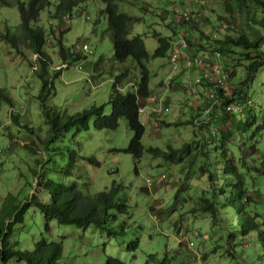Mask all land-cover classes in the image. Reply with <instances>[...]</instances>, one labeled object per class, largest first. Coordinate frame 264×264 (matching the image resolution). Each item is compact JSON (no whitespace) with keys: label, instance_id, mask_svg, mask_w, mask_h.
<instances>
[{"label":"rangeland","instance_id":"rangeland-1","mask_svg":"<svg viewBox=\"0 0 264 264\" xmlns=\"http://www.w3.org/2000/svg\"><path fill=\"white\" fill-rule=\"evenodd\" d=\"M27 2L0 0V217L3 209L24 202L38 199L48 203L54 191L61 192L72 185L81 193L93 195L109 190L114 184L120 187L118 196L125 200L127 210L125 214L114 211L115 221H107L117 232L123 226V235L108 237L93 225L84 228L59 225L54 219L47 222L31 205L24 213L23 222L13 224L8 243L15 244V249L33 251L39 239L60 242L59 264H103L106 257L117 258L122 264H264L263 184L260 195L254 194L255 203L249 208L258 217L257 223L261 222V239L248 233L241 241L237 238L226 241L232 214L229 217L228 211L223 215L219 210L216 218L211 219L198 206L200 196H211L207 175L199 174L203 164L200 150L193 152L194 159L189 156L176 164L152 159L147 153L135 161L130 154L122 152L132 137L124 120L119 121L116 130L94 129L90 120L88 130L76 133L70 128L51 141L38 99L41 66L19 27L17 5ZM55 5L56 2L50 1L40 12L38 22L30 25L40 27L46 37L42 53L50 60L46 77L51 89L45 105L64 117L104 104L108 115L114 79L123 74L121 91H133L140 68L131 58L124 62L114 59L108 20L100 13L104 8L100 0L78 3L73 12L80 16L65 24L62 16L52 18ZM117 5L119 12L139 20L132 23L129 34L142 37L150 56L143 63L151 95L170 71V51L164 58H151L157 47L151 33L170 36L167 23L173 12L193 9L201 14V24L191 28L187 36L195 37L192 48L198 54L211 44L217 45L215 40L222 41L226 35L244 32L251 36L245 18L228 14L219 0H117ZM5 36L16 39V48ZM60 36L66 49L80 55L78 61L63 62L58 57L56 41ZM221 57L226 72L235 74L228 79L225 89L231 94L245 77L246 63L236 50ZM62 65L66 68L56 71V66ZM196 75L197 71H191L175 80L163 101V106L169 109L167 113L160 117L146 113L140 117L145 129L141 139L144 148H180L194 139L195 128L191 123L201 108L197 107L198 99L188 91V85ZM248 86L241 101L245 102V109H252L258 117L260 109H264V67ZM232 116L244 117L240 113ZM219 119L211 117L210 124L200 127V131L205 132L208 142L207 169H212L209 164L214 157L218 162L217 186L220 187L223 159L218 141L216 152L212 149V139L220 138ZM245 134L248 136V131ZM238 137V134L233 136L235 147L227 143V150L237 151L241 147ZM259 138L255 143L264 152V133ZM231 222L235 224L234 220ZM8 264L24 263L12 260Z\"/></svg>","mask_w":264,"mask_h":264},{"label":"trees","instance_id":"trees-1","mask_svg":"<svg viewBox=\"0 0 264 264\" xmlns=\"http://www.w3.org/2000/svg\"><path fill=\"white\" fill-rule=\"evenodd\" d=\"M50 1L56 2L54 12L51 14L53 19H60L63 14H69L70 20L80 16L77 12H73V8L85 0H28L26 4L18 3L17 5L22 37L27 42L28 48L37 56L41 66L40 73H38L41 80L38 99L41 103L45 123L49 127L51 141L55 140L60 132H67L70 128L75 129L76 133L88 130L90 120H92L94 129L98 130H116L119 121L124 120L132 137L128 146L122 149V152L130 154L135 161H138L144 153H147L152 159L160 158L176 164L185 161L186 157L189 156L194 159L195 153L193 152L200 150L203 156V164L199 167V174L200 176L207 175L211 194L209 198L199 197L198 206L201 211L208 213L211 219L216 218V212L219 210L223 215L228 211L229 217L232 214L231 221L234 220L235 224L230 221L225 237L226 241H235L236 238L241 241L248 233L255 234L256 237L261 239L263 234L260 229L261 222L257 223L258 217L253 216L249 208L255 203L254 194L260 195V186L261 184L264 185V152L255 143V141L260 140V135L264 133V109H260V114L257 117L252 109H245L247 108L246 104L241 100L245 98L243 96L245 88L249 87L248 85L251 84L254 75L264 67V0H219L228 14L236 13L238 17H244L251 30V36L244 32H238L235 36H224L222 41L215 40L217 45H213V49L221 56L232 54L235 50L238 51L242 61L246 63L244 66L245 77L231 94L220 89L216 92L220 98V109L232 102H240L245 105L240 113L244 117L240 119L232 115L226 116L229 115L226 113L222 114L219 119V123L222 125L220 138L219 140L215 137L212 139V149L216 152L218 141L223 159L220 166V187L217 186L218 162L215 157L213 163L209 164L212 169H207L205 160L209 155L208 142L205 138V132H201L200 128L194 131V139L189 143H183L180 148L168 146L167 150H160L153 147L144 148L141 144L145 129L138 117V109L142 104L141 101L144 102L150 96L148 72L143 63L150 56L145 50L142 37L138 34L133 36L129 34L132 23L139 20L119 12L117 0H100L104 6L100 13L106 15L108 20L114 59L118 62H124L126 59L131 58L137 62L140 68L137 87L134 91L122 92L120 85L122 84L123 74L116 77L109 95L108 115L105 114L104 104L100 106L92 105L88 109L64 117L57 110H51L45 105L51 89L46 77L50 60L46 54L42 53L46 37H44V32L40 27H31L30 25L38 22L40 12L49 6ZM3 3L7 4L6 2ZM85 19L88 20V17ZM220 20L226 21L224 18H220ZM151 37L157 42V47L151 58H164L171 47L174 35L161 36L157 32H152ZM5 38L9 37L5 36ZM9 39L12 46L16 48V39L14 37ZM61 40L62 36L56 41L58 57L63 62L67 60L78 61L80 55L66 49ZM190 45H192L191 41ZM198 47L202 48L200 45ZM234 75V72H231L229 79ZM216 112L217 110L214 109L210 116L213 117ZM202 127L206 128V125ZM247 131L248 136L245 134ZM235 134L239 135L238 139L241 147H238L237 151H229L227 150V143L231 142V146L235 147V140L233 139ZM94 164L97 165L96 162ZM134 172H136V167ZM119 190L120 187L113 184L107 191L89 195L81 193L75 185H72L64 187L61 192L54 191L48 203H41L36 199L32 202H24L21 206L14 205L9 210L3 209V207L0 217V264H8L12 260L24 264H59L62 256V244L60 242H48L39 239L35 242L33 251L15 249V244L8 243L13 224L23 222L24 213L31 205H34L43 214L47 222L54 219L59 225H73L84 228L93 225L108 237L122 236L124 233L123 226H120L117 232L113 226L107 223L108 220L112 223L115 221L114 211L118 214L126 213V202L118 196ZM61 193H63L62 198ZM6 199L10 200V198ZM224 227L225 225L222 229ZM228 254L231 255V252L229 251ZM103 264L122 263L117 258L106 257Z\"/></svg>","mask_w":264,"mask_h":264},{"label":"built area","instance_id":"built-area-1","mask_svg":"<svg viewBox=\"0 0 264 264\" xmlns=\"http://www.w3.org/2000/svg\"><path fill=\"white\" fill-rule=\"evenodd\" d=\"M167 23L174 32V39L169 49L170 71L164 80L160 82L153 94L146 98L138 109V117L148 113V116L160 117L169 111L163 106V101L174 86L175 80L183 74L189 75L191 71H197L198 75L190 81L188 91L198 99L199 114L193 119L196 128L210 124L211 112L215 109V118H220L223 113L235 115L241 113L245 105L240 102H232L220 109V98L216 93L218 89L225 90L228 84L229 74L224 70L221 55L211 47L201 53L192 50L188 29L199 26L202 16L193 9L175 11ZM205 31V30H204ZM85 49V47H83Z\"/></svg>","mask_w":264,"mask_h":264},{"label":"clouds","instance_id":"clouds-1","mask_svg":"<svg viewBox=\"0 0 264 264\" xmlns=\"http://www.w3.org/2000/svg\"><path fill=\"white\" fill-rule=\"evenodd\" d=\"M50 5V4H49ZM47 8V7H46ZM61 19H62V22L65 24L68 20H69V14H66V15H62V17H61ZM52 26V25H51ZM53 27V26H52ZM196 27V26H195ZM167 28L170 30V33L171 34H173L174 35V32L170 29V27L168 26V24H167ZM191 28H194V27H190L189 29H188V31H191ZM171 34H170V36H171ZM173 39H174V37H173ZM46 40V39H45ZM189 41H191L192 42V45H190L191 46V48L193 47V43H195V41H194V39H190ZM173 42V41H172ZM45 43V42H44ZM45 45V44H44ZM199 46V45H198ZM83 47H85V49H83ZM82 47V49L83 50H86L87 49V47H86V45H84ZM192 50H193V48H192ZM194 51V50H193ZM36 56V55H35ZM37 57V56H36ZM222 58V57H221ZM223 65V64H222ZM57 67V70L56 71H59L60 69H62V68H66V65H62L61 67L60 66H56ZM225 70V69H224ZM134 91V90H133ZM150 94H151V91H150ZM139 119H140V117H139ZM192 124H193V121H192ZM193 126H194V124H193ZM194 128H195V130H198L199 128H196L195 126H194ZM209 130V129H208ZM213 134H214V132H213Z\"/></svg>","mask_w":264,"mask_h":264},{"label":"crops","instance_id":"crops-1","mask_svg":"<svg viewBox=\"0 0 264 264\" xmlns=\"http://www.w3.org/2000/svg\"><path fill=\"white\" fill-rule=\"evenodd\" d=\"M169 30V29H168ZM192 39H194V41L196 42V39H195V37H191Z\"/></svg>","mask_w":264,"mask_h":264}]
</instances>
